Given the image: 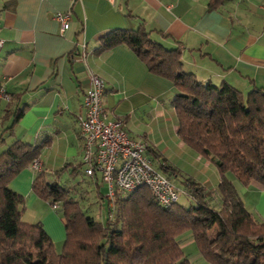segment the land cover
I'll list each match as a JSON object with an SVG mask.
<instances>
[{"label":"crops","instance_id":"obj_1","mask_svg":"<svg viewBox=\"0 0 264 264\" xmlns=\"http://www.w3.org/2000/svg\"><path fill=\"white\" fill-rule=\"evenodd\" d=\"M208 1L0 0V85L10 94L0 103V152L15 140L37 146L46 181L68 172L81 183L72 185L80 189L78 198L92 189L107 200L109 212L115 204L99 173L84 172L77 125L89 74L96 73L104 81L108 118L123 120L131 138L146 142L154 167L162 172L158 166L169 164L177 172L164 175L190 178L220 201L217 167L178 135L173 84L150 72L125 45L99 49L108 31L143 26L166 48L179 47L182 69L197 79L227 82L243 96L264 89V0H222L213 8ZM67 11L68 26L61 32L56 14ZM17 110L22 114L15 120ZM35 173L29 164L10 186L31 199ZM229 176L244 206L264 221V186L242 185Z\"/></svg>","mask_w":264,"mask_h":264},{"label":"trees","instance_id":"obj_2","mask_svg":"<svg viewBox=\"0 0 264 264\" xmlns=\"http://www.w3.org/2000/svg\"><path fill=\"white\" fill-rule=\"evenodd\" d=\"M221 1L209 0L208 6ZM150 32L143 26L112 29L100 37L99 49L127 46L176 88L178 135L217 167L218 208L209 203L212 191L185 178V193L194 203L177 200L165 208L145 185L116 189L112 200L118 211L109 209L100 221L84 214L71 190L38 171L32 192L62 213L65 240L56 253L41 223L21 220L24 197L10 182L39 151L15 140L0 152V264H191L177 239L185 232L209 264H264V221L244 206L229 176L242 185L264 186V89L243 96L227 82L201 81L182 69L179 47L166 48ZM21 114L17 110L15 120ZM158 168L177 172L165 163Z\"/></svg>","mask_w":264,"mask_h":264},{"label":"built area","instance_id":"obj_3","mask_svg":"<svg viewBox=\"0 0 264 264\" xmlns=\"http://www.w3.org/2000/svg\"><path fill=\"white\" fill-rule=\"evenodd\" d=\"M56 17L63 32L68 26L69 11L57 13ZM2 43L0 39V49ZM89 80L83 100L85 111L77 116L85 174L91 176L98 172L109 198L114 196L116 189L131 191L145 185L160 206L169 207L178 200L179 189L154 167L152 159L145 153L146 142L131 138L123 120L108 118L102 104L103 79L90 73ZM9 98V92L0 86V103ZM30 169L40 171L41 161L34 158Z\"/></svg>","mask_w":264,"mask_h":264},{"label":"rangeland","instance_id":"obj_4","mask_svg":"<svg viewBox=\"0 0 264 264\" xmlns=\"http://www.w3.org/2000/svg\"><path fill=\"white\" fill-rule=\"evenodd\" d=\"M168 177L169 180L179 189L178 202L184 205L194 203V201L185 193V183L182 179L183 177L178 175H169ZM55 182L59 183L66 189L71 190L73 196L77 197L78 193H80V189L75 188V190L72 185L81 183L78 182V179L72 178L68 172H63L61 170L58 171V173L54 175V183ZM101 186V193L105 194V186ZM210 194L211 196L209 199V203L214 208H218L219 201L218 199H216L215 193L213 192ZM23 197L24 203L20 206L21 220L28 223H41L42 227L45 229V231H47V234H49V237L53 243L54 251L56 253L61 252L65 240V228L61 218V211L51 209V207L47 205L46 201L40 199L36 195L31 199L26 196ZM77 200L79 201V204L85 215L93 216L95 219L100 221L106 219L108 215L107 200L105 198L103 199V201L101 199H98L92 189L89 190L88 196H85L83 199L77 197ZM117 206V204L114 205V211H118ZM190 236L191 234L189 232H185L177 238L184 251V254L188 257L190 263L209 264L199 253L194 241Z\"/></svg>","mask_w":264,"mask_h":264}]
</instances>
